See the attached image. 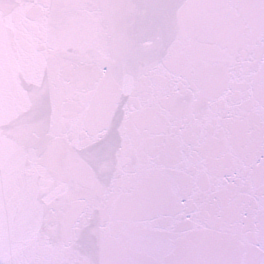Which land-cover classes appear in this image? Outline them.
<instances>
[{
  "label": "water",
  "instance_id": "1",
  "mask_svg": "<svg viewBox=\"0 0 264 264\" xmlns=\"http://www.w3.org/2000/svg\"><path fill=\"white\" fill-rule=\"evenodd\" d=\"M0 264H264V0H0Z\"/></svg>",
  "mask_w": 264,
  "mask_h": 264
}]
</instances>
